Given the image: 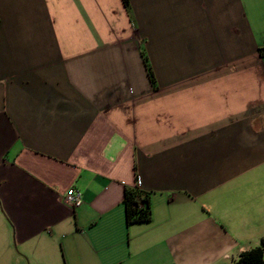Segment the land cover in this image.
Wrapping results in <instances>:
<instances>
[{"label":"crops","instance_id":"obj_1","mask_svg":"<svg viewBox=\"0 0 264 264\" xmlns=\"http://www.w3.org/2000/svg\"><path fill=\"white\" fill-rule=\"evenodd\" d=\"M263 47L264 0H0V264L260 246ZM132 188L149 222L127 224Z\"/></svg>","mask_w":264,"mask_h":264},{"label":"trees","instance_id":"obj_2","mask_svg":"<svg viewBox=\"0 0 264 264\" xmlns=\"http://www.w3.org/2000/svg\"><path fill=\"white\" fill-rule=\"evenodd\" d=\"M264 56V47L260 48ZM148 72L153 79L152 70L148 64ZM127 224L149 222L151 220V209L149 195L138 188L127 189L124 197ZM234 264H264V237L260 246L243 252Z\"/></svg>","mask_w":264,"mask_h":264},{"label":"built area","instance_id":"obj_3","mask_svg":"<svg viewBox=\"0 0 264 264\" xmlns=\"http://www.w3.org/2000/svg\"><path fill=\"white\" fill-rule=\"evenodd\" d=\"M64 202L74 209L80 207L83 203L81 192L74 187L69 188L64 195Z\"/></svg>","mask_w":264,"mask_h":264},{"label":"rangeland","instance_id":"obj_4","mask_svg":"<svg viewBox=\"0 0 264 264\" xmlns=\"http://www.w3.org/2000/svg\"><path fill=\"white\" fill-rule=\"evenodd\" d=\"M234 264V263H233Z\"/></svg>","mask_w":264,"mask_h":264}]
</instances>
